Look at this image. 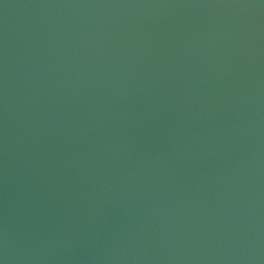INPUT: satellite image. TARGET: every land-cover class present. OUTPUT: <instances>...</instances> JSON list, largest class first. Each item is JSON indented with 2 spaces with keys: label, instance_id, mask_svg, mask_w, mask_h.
<instances>
[{
  "label": "water",
  "instance_id": "obj_1",
  "mask_svg": "<svg viewBox=\"0 0 264 264\" xmlns=\"http://www.w3.org/2000/svg\"><path fill=\"white\" fill-rule=\"evenodd\" d=\"M0 264H264V0H0Z\"/></svg>",
  "mask_w": 264,
  "mask_h": 264
}]
</instances>
